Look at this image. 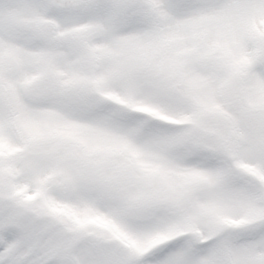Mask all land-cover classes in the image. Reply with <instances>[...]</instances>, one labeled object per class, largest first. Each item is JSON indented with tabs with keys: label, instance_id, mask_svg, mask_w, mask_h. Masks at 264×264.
I'll return each mask as SVG.
<instances>
[{
	"label": "snow or ice",
	"instance_id": "1",
	"mask_svg": "<svg viewBox=\"0 0 264 264\" xmlns=\"http://www.w3.org/2000/svg\"><path fill=\"white\" fill-rule=\"evenodd\" d=\"M0 264H264V0H0Z\"/></svg>",
	"mask_w": 264,
	"mask_h": 264
}]
</instances>
